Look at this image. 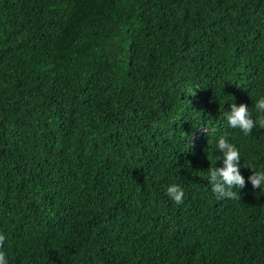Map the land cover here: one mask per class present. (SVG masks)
<instances>
[{
	"label": "trees",
	"instance_id": "1",
	"mask_svg": "<svg viewBox=\"0 0 264 264\" xmlns=\"http://www.w3.org/2000/svg\"><path fill=\"white\" fill-rule=\"evenodd\" d=\"M262 97L264 0H0L8 264H264V129L226 119ZM222 135L239 200L209 181Z\"/></svg>",
	"mask_w": 264,
	"mask_h": 264
},
{
	"label": "clouds",
	"instance_id": "2",
	"mask_svg": "<svg viewBox=\"0 0 264 264\" xmlns=\"http://www.w3.org/2000/svg\"><path fill=\"white\" fill-rule=\"evenodd\" d=\"M255 108L262 115L254 120L246 104L237 105L235 102L232 103L230 110L226 113L229 126L233 129H240L244 135L252 134L257 125L260 129H264V97L256 102ZM210 146L211 140H209ZM217 147L223 154V167L211 166L208 170L212 192L217 199L239 200L241 196L240 189L246 186L245 177L240 171V160L242 158L240 151L223 135L219 137ZM248 166L253 169L251 165L248 164ZM248 180L254 189L264 190V172H257L253 169V174L248 177ZM234 189H239V194ZM166 191L170 199L176 204L183 203L184 191L178 185L169 186ZM5 240V235L0 234V248H3ZM0 264H8L6 254L3 251H0Z\"/></svg>",
	"mask_w": 264,
	"mask_h": 264
}]
</instances>
